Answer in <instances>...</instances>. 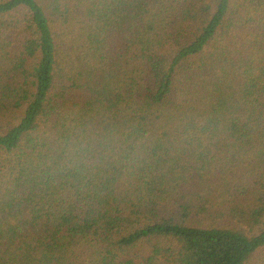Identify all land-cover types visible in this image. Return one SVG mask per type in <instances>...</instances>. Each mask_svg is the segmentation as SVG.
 Returning a JSON list of instances; mask_svg holds the SVG:
<instances>
[{
  "label": "trees",
  "instance_id": "1",
  "mask_svg": "<svg viewBox=\"0 0 264 264\" xmlns=\"http://www.w3.org/2000/svg\"><path fill=\"white\" fill-rule=\"evenodd\" d=\"M0 264H264V0H0Z\"/></svg>",
  "mask_w": 264,
  "mask_h": 264
}]
</instances>
